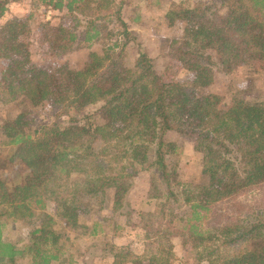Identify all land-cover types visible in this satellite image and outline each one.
Segmentation results:
<instances>
[{"label":"trees","instance_id":"trees-1","mask_svg":"<svg viewBox=\"0 0 264 264\" xmlns=\"http://www.w3.org/2000/svg\"><path fill=\"white\" fill-rule=\"evenodd\" d=\"M19 1L0 0V19ZM30 1L60 21L37 20L32 10L0 23V103L30 105L0 121V152L11 150L0 159V264H74L49 208L69 228L102 235L104 222L80 219L108 206L112 213L129 208L128 195L145 174L163 200L138 213L150 241L144 244L158 241L161 252L129 260L110 245L105 264H172L163 238L174 236L191 245L195 264H264V209L223 223L216 209L233 207L245 192L263 193L264 101L200 92L235 66L264 72V0L174 4L165 17L183 33L170 39L161 68L124 17L129 0ZM34 35L43 62L34 60ZM81 48L91 49L83 65L63 60ZM38 107L50 113L47 121ZM172 131L191 136L201 154L193 179H181L169 163L178 148L165 140ZM21 222L33 225L19 246L5 231Z\"/></svg>","mask_w":264,"mask_h":264},{"label":"rangeland","instance_id":"rangeland-1","mask_svg":"<svg viewBox=\"0 0 264 264\" xmlns=\"http://www.w3.org/2000/svg\"><path fill=\"white\" fill-rule=\"evenodd\" d=\"M204 1L208 0H129L123 14L129 22L130 27L137 33V39L141 44V49L148 52L149 55L156 57L161 68L166 60L163 55L168 49L170 39L179 37L183 33L182 27L178 22L172 26L169 25L165 17L166 12L174 4L183 3L185 6H195L196 3ZM31 3L30 0H22L10 4L5 18H1L0 23L12 15L22 16L32 10L36 11L37 20L51 21L52 23L60 21L53 16L50 8L44 6L36 8L37 5H32ZM222 11L220 10V12ZM29 40L34 60L36 62H43L45 54L43 53V48L38 37L34 35ZM90 50L85 48L77 49L69 53L63 60L70 61L72 66H81L86 61ZM92 50L100 52L101 48L99 45H95ZM134 51H137V48L133 50V53H135ZM51 61H55V58L51 57ZM1 66L2 62L0 60ZM200 92L205 94L219 92L226 97L238 95L244 97L249 102L264 101V72H255L235 66L232 74L219 75L215 85L201 89ZM27 108H30V105L21 103L20 101L5 104L0 103V121L12 118ZM37 109L41 110L42 116L40 118H44L47 121L50 117L47 109L44 107H38ZM165 140L174 142L178 146L177 152L171 155L169 163L177 167L180 178L189 180L197 177L201 170V154L195 150L192 137L180 131H172L165 136ZM10 151V148H2L0 159L6 158L10 154ZM148 176V174H145L138 178L131 189L127 198L130 201L129 208L124 207L121 211L112 213L109 209L110 206H108L102 210V215H98V213L88 214L80 219L87 226L94 220L104 222L107 225L105 232L99 236H88V231H84L83 229L77 231L76 229L69 228L68 224L59 216L55 207L52 206L49 208V213L54 217V228L56 231L68 236L67 247L70 249L69 253L74 256V264H105L111 262L112 257L103 256V252L108 250L110 245L122 248L130 253L129 260L133 258L144 259L154 253L160 254L159 247L162 243L159 242V244L156 241L153 245L151 243L147 246L144 244L147 240L149 241L144 228L146 221L143 222L140 220L138 214L144 211H155L158 209L157 203L163 200L155 198L154 187ZM74 178L82 179L83 176L78 174ZM261 190L263 193L259 194L255 190L248 193L245 192L238 197L233 207L232 205L228 206L226 204L219 205L216 208L220 215L217 221L223 223L226 220H230V217L238 214L246 215L254 209H264V188H261ZM110 204H112V201ZM173 204L171 203L169 205ZM174 208V213L179 211L176 209V205H174ZM165 211L168 212L169 208L167 207ZM110 220L118 224L120 228H113L111 225L112 221ZM151 220H154V218ZM153 223L155 224V222ZM32 225V223H12L6 229L5 236L19 246H22L29 239L28 232ZM170 238L169 242H172L173 248L169 249V242H165V238H163V248L171 252L169 257L172 264H195L196 255L193 253L191 245L185 243L180 237L174 236ZM156 239H158V236L152 237V240ZM19 264H23V262ZM61 264H69V258H66Z\"/></svg>","mask_w":264,"mask_h":264}]
</instances>
